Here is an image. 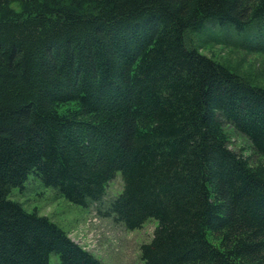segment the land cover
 I'll return each mask as SVG.
<instances>
[{
  "label": "trees",
  "instance_id": "obj_1",
  "mask_svg": "<svg viewBox=\"0 0 264 264\" xmlns=\"http://www.w3.org/2000/svg\"><path fill=\"white\" fill-rule=\"evenodd\" d=\"M257 21L264 0H0V264H105L10 193L36 173L88 206L119 171L104 214L158 219L145 264H264V87L186 42Z\"/></svg>",
  "mask_w": 264,
  "mask_h": 264
},
{
  "label": "rangeland",
  "instance_id": "obj_2",
  "mask_svg": "<svg viewBox=\"0 0 264 264\" xmlns=\"http://www.w3.org/2000/svg\"><path fill=\"white\" fill-rule=\"evenodd\" d=\"M9 8L10 17L26 14L17 1ZM186 42L251 83L264 87V28L258 21L243 32L207 22L199 29L187 31ZM228 131L231 148L249 157L253 164L260 160L261 156L245 135L231 127ZM123 188L124 179L119 171L109 182L102 200L85 206L70 201L57 187L47 186L36 173H31L23 186L12 188L10 197L20 201L27 210L49 216L105 264H145L141 246L152 240L158 219L151 218L140 228L128 229L114 215L104 214ZM50 259L51 264H61L57 253H52Z\"/></svg>",
  "mask_w": 264,
  "mask_h": 264
}]
</instances>
